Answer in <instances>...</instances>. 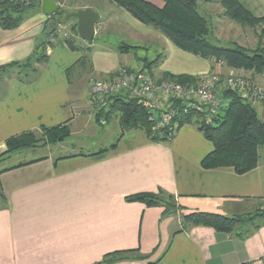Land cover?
Listing matches in <instances>:
<instances>
[{"label": "crops", "instance_id": "0c3cea01", "mask_svg": "<svg viewBox=\"0 0 264 264\" xmlns=\"http://www.w3.org/2000/svg\"><path fill=\"white\" fill-rule=\"evenodd\" d=\"M144 1L158 8L165 5L163 0ZM204 1L221 7L220 0ZM238 1L255 17H264V0ZM103 2L110 8L108 13L97 6L83 8L100 16L94 43L89 46L93 71L83 74L86 77L108 79L122 66L140 69L144 60L157 59L150 69L152 76L199 78L226 69L234 71L184 52L109 0ZM198 6L210 26L211 19L227 20L224 13L214 16L204 13L199 2ZM49 18L37 8L16 29L0 26V66L28 59L44 38ZM115 19L127 32H105ZM158 35L163 40L162 56L161 47L152 42ZM109 36H119L120 43L141 48L120 54L116 49L120 43L110 44ZM76 39V45L83 47L84 41ZM47 54L49 62L35 82L12 79L7 83L6 94L0 99V155L12 136L63 125L91 110L87 87L81 98L72 101V84L66 75L82 54L67 45L63 34L53 40ZM254 107L264 120V108ZM212 151V143L196 126L184 125L168 143H154L139 131L125 134L115 148L100 156H49L33 163L29 162L36 159L27 160L24 163L29 164L20 167L0 168V190L6 201L5 207L0 206V264H104L109 254L130 251H137L131 253L138 257L105 264H261L264 227L245 239L211 227L183 229L184 213L236 216L264 208L261 154L258 168L238 175L232 168H202V160ZM159 191L175 196L184 210L176 217H163L162 207L127 201L133 195Z\"/></svg>", "mask_w": 264, "mask_h": 264}, {"label": "trees", "instance_id": "16d2710c", "mask_svg": "<svg viewBox=\"0 0 264 264\" xmlns=\"http://www.w3.org/2000/svg\"><path fill=\"white\" fill-rule=\"evenodd\" d=\"M40 1L35 0L30 5H21L0 0V26L4 30L18 28L32 11L40 8ZM110 1L140 23L160 31L184 52L223 63L231 69L253 71L258 74L264 72V17H255L238 0H220V4L224 7V16L228 20L238 24L243 29H251L257 32L258 44L254 49L242 47L236 43L230 47H223L210 42L208 39L212 32L210 23L206 17L200 14L196 0H163L165 3L163 8H158L144 0ZM69 14L71 13L60 10L58 13L50 15L44 26L45 36L37 44L34 53L24 61L0 66V82L3 81L4 77H7L8 81L17 79L24 84L35 82L41 76L43 67L49 62L47 49L53 47L52 40L58 37V24L62 17L64 18L61 20L62 22L76 21L71 29L76 38H79L77 19L69 18ZM50 23L51 25H49ZM65 41L73 51L82 54L80 59L66 71L68 81L72 84L76 74L92 73V60L87 54L91 53L92 48L77 46L72 37H67ZM140 48L122 43L116 49L120 54H129L131 51ZM143 62L144 67L142 68L150 73L151 67L157 64L159 59L149 63L147 60ZM37 65L40 67H36ZM12 72L18 74L16 78L13 77ZM163 79L173 80L183 85H193L196 82V77L189 75L165 74ZM5 94L6 89L0 94V99ZM222 99L225 102L224 108L213 117L212 123L209 125L205 124L201 113L195 111L185 113L184 105L181 102H175L173 105L178 111V116L175 119L178 122L177 132L184 125H194L212 143L213 151L202 160V168L207 170L232 168L236 174L244 175L258 168L260 164V148L264 147V120L260 118L256 108L239 93L225 90ZM109 103L110 108L107 113L100 110L96 111V123L104 125L117 118L123 132L110 147L91 154L92 156H100L115 148L117 141L125 135L124 133L130 131L143 132L154 143L169 142L154 131V123L150 121L147 111L141 108L136 101L130 99L128 95L121 94L112 97ZM68 123L69 121L52 128H42L41 130L47 139V141L43 139V143L46 145L64 141L69 135ZM40 143L42 142L36 137L35 132H24L12 136L6 140V150L0 155V161H5L14 153L31 151ZM42 159L39 158L29 163ZM29 163H22L17 167ZM127 201L143 203L148 207H162L164 209L163 217L177 216L178 212L184 210L178 204L175 196L164 191L140 193L127 198ZM181 221L184 230L198 226L211 227L217 232H224L236 238L245 239L264 227V208L253 213L236 216L192 211L181 214ZM131 252L137 251L109 254L103 259V263L123 259L124 254Z\"/></svg>", "mask_w": 264, "mask_h": 264}, {"label": "rangeland", "instance_id": "374dc122", "mask_svg": "<svg viewBox=\"0 0 264 264\" xmlns=\"http://www.w3.org/2000/svg\"><path fill=\"white\" fill-rule=\"evenodd\" d=\"M53 1L57 2L56 4L60 6V10L66 11L67 13L87 10L83 8L84 7L86 8L88 6H97L98 8L101 7V10L103 9L106 10V13L110 11L109 7H107L106 9L105 7L106 4L105 2H103V0H53ZM196 1H197V4L199 2V4L203 6L201 10L204 11V13L209 12L215 16V15H218L219 12H221V14L225 12V9L221 4L220 5L222 8L219 6H210V4H205L204 0H196ZM110 3L112 2L110 1ZM116 7L120 8L117 5ZM215 7H217V10H215ZM198 10H199V6H198ZM103 14L104 16H106L105 13ZM114 14L116 15L117 13H114ZM61 20H64V18L62 17ZM61 20H60V23L58 24L59 25L58 34H63L64 39H66L67 37H72L75 39V41H77L76 36L74 35L71 29V27L76 23V21L72 20L69 22H62ZM211 22H213L212 26H210V29L212 28L211 29L212 32L208 39L210 42H212L215 45H220L223 47H226V46L230 47L232 46L233 43H236L242 47L254 49L258 44L257 32L254 30H251V29L244 30L238 24L228 19L225 20L224 22L211 19ZM77 23H78V20H77ZM49 25H51V23ZM104 27H103V31H104ZM127 30L128 28H125L123 23H120L119 20L115 19L114 21H112V23H110L107 26V28L105 29V32L110 31L114 33H125L127 32ZM158 32L162 34L160 31ZM79 39H80L79 41H83L81 40L80 37ZM107 41L110 44H119L120 42H122V39L119 36H109L107 37ZM162 41L163 40H161L160 36L158 35L152 42H154L156 45L161 47ZM84 43L85 44H83L84 45L83 47L90 46V44L86 42ZM161 49H162L161 53L159 54L162 56L164 47H161ZM137 50L131 51V53H135L137 52ZM87 54H89L90 56V53H87ZM36 67L39 68L40 66L37 65ZM125 67H128V66H125ZM229 69L231 70V68ZM232 70L234 71H231L230 73V71L228 72V70L226 69L222 72V74L220 73L221 75L220 74L219 75L223 78L225 77L228 78L230 76H241V77L247 78L248 80L255 81L264 89V72L258 74L253 71H244V70H239V69H232ZM12 74L14 78H16V76L18 75L16 72H12ZM153 78L154 80H164L163 79L164 75L162 77H159V75L156 74V75H153ZM106 80L107 79L95 78L93 76L86 77L85 75L81 73L75 76L72 81V91H71L72 101H76L78 98H81L84 94L85 87H87V90H89L88 102H90L89 105H90L91 110L90 111L86 110L85 112H83L84 115H81V113H79L80 115L77 118L71 119L69 121L67 125L69 128V135L64 141L58 142L55 144L45 145V143H43V139H45V141H47V139L44 133L42 132V130H40L36 133V137L42 143H40L35 149L31 151H23V152L12 154L10 157L6 159V162L0 164V168H3L8 165L10 166V165L22 164L26 162L27 160H31V159H39V158H44V157H49V156L53 158H58V157L68 156L69 154L70 155L72 154H94L96 152L102 151L110 147L116 141V138H118L123 132L119 124V119L117 118L112 119L110 122L104 125H102L101 123H96L95 113L98 109L96 108L94 100L92 99L91 94H90L91 93L90 85L92 84V82L106 81ZM195 80H196L195 84L190 85V86L199 87V85L202 84L203 78L196 77ZM7 83H8V79L7 77H4L3 81L0 82V94L6 89ZM224 91L225 90L223 89V91L218 95L220 99H222V94L224 93ZM168 100H169L168 97H164L163 107L167 106ZM200 103L201 101L198 99L197 96H193L190 100H188L189 107H199L202 105ZM223 104L225 105L224 101H223ZM133 132H136V131L125 132L124 134H129ZM260 154H261V161L264 162V147L260 148ZM0 206L2 207L6 206V201H5L4 195L1 192V190H0ZM176 215H178V213ZM173 217H176V216H173ZM122 257H125V258L126 257L128 258L138 257V254L137 253L124 254Z\"/></svg>", "mask_w": 264, "mask_h": 264}, {"label": "built area", "instance_id": "2783aa9c", "mask_svg": "<svg viewBox=\"0 0 264 264\" xmlns=\"http://www.w3.org/2000/svg\"><path fill=\"white\" fill-rule=\"evenodd\" d=\"M1 1L30 5L35 0ZM202 78V84L199 87H192L173 80H154L150 73L143 68L131 69L122 66L114 77L108 78L106 81L92 82L90 94L96 108L106 113L109 111V100L112 97L121 94L128 95L130 99L136 101L141 108L147 111L150 121L154 123V131L169 142L174 139L178 129V122L175 120L178 111L173 105L175 102H181L185 106V113L189 111L201 113L207 125L211 124L213 117L224 108L223 100L218 97L223 89L235 91L253 106L264 108V89L253 80L241 76L223 78L214 73L204 75ZM193 96L198 97L201 106L189 107L188 100ZM164 97L169 99L166 107H163ZM260 260L261 264H264V252Z\"/></svg>", "mask_w": 264, "mask_h": 264}, {"label": "water", "instance_id": "95a60500", "mask_svg": "<svg viewBox=\"0 0 264 264\" xmlns=\"http://www.w3.org/2000/svg\"><path fill=\"white\" fill-rule=\"evenodd\" d=\"M40 8L49 15H54L60 11V6L53 0H41ZM69 18L78 20L77 31L79 37L86 43H94L96 26L100 22V16L92 9L81 10L68 15Z\"/></svg>", "mask_w": 264, "mask_h": 264}]
</instances>
